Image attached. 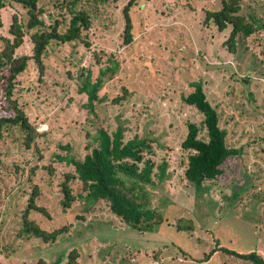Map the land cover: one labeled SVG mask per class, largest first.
Wrapping results in <instances>:
<instances>
[{
    "label": "rangeland",
    "instance_id": "1",
    "mask_svg": "<svg viewBox=\"0 0 264 264\" xmlns=\"http://www.w3.org/2000/svg\"><path fill=\"white\" fill-rule=\"evenodd\" d=\"M63 1L40 0L46 26L56 19L68 22ZM128 1L84 4L90 29L77 41H52L41 77L30 61L17 79L15 98L45 135L35 150L34 145L25 148L17 128L1 134L0 264H64L73 249L79 251V264H246L221 251L205 261L216 246L264 259V30L245 43L239 40L232 55L223 46L229 29L220 33L204 23L205 12L220 9L221 0H136L130 9L133 41L124 46L122 9ZM242 9L264 20V0H243ZM15 12L9 6L2 10L0 36H9ZM17 53L31 56L28 38ZM98 80L101 101L92 108L87 91ZM196 82L218 112L227 144L239 151L222 166V176L201 187L183 178L181 163L186 122L202 121L182 101ZM100 131L110 138L119 131L124 144L144 142L149 146L145 160L155 166L166 162L164 179L158 183L153 177L156 187L128 184L144 198L143 209L163 217L162 224L146 232L125 227L106 203L78 195V185L75 204L61 209L59 183L73 170L68 161L82 159L87 142L99 148ZM48 165L53 175L44 169ZM34 185L40 188L37 204L46 213L32 212L30 219L46 231L71 226L54 243L19 234ZM189 225L192 231L178 229ZM159 250L155 259L152 253Z\"/></svg>",
    "mask_w": 264,
    "mask_h": 264
},
{
    "label": "trees",
    "instance_id": "2",
    "mask_svg": "<svg viewBox=\"0 0 264 264\" xmlns=\"http://www.w3.org/2000/svg\"><path fill=\"white\" fill-rule=\"evenodd\" d=\"M93 1L96 0H64L60 8L67 11L68 22L65 23V19H56L46 26L43 19L45 11L39 5L40 0H0V29L3 26L2 10L6 6L17 10L11 16L9 36H0V137L4 129L17 128L23 134L25 148L29 149L34 145L36 150L37 139L45 133L38 132L37 127L29 121L23 107L15 98L17 79L26 71L30 61L38 68L39 76L43 75L45 69L43 57L47 46L52 41L65 44L81 39L82 33L91 27L89 11L84 8V4L88 5ZM104 1L99 0L102 3ZM135 5H137L136 0H129L122 9L124 46L130 45L133 41L130 9ZM242 8L243 0H221L220 9L205 12V24H212L220 33L229 29L223 46L232 55L237 52L239 40L242 39V43H245L247 38L264 30V20L260 23V19L252 13L244 14ZM63 25L64 29L61 30ZM25 38H28L32 44L31 56L17 53L24 44ZM88 76H86L87 79H89ZM241 81L245 82V80ZM101 82L98 80L97 84L90 86L87 91V103L92 108H95V103L101 101L97 96ZM191 88L192 92L182 101L186 106L194 108L202 116V121L199 124L186 122L187 132L181 143L183 153L181 163L184 167L183 178L190 185L201 187L205 182L216 181L222 176L224 174L222 166L237 156L239 151L227 144L226 131L219 125V114L215 106L207 100L202 84L192 83ZM102 132L100 131L102 140L99 148L87 142L84 146L87 152L83 158L80 160L71 158L68 161L73 166V170L64 173L59 183L61 209H71L78 195L84 193L86 201L106 203L109 213L125 227L146 232L152 226L162 224L163 217L157 212L151 213L143 209L141 203L144 198L137 197L135 190L128 184L133 181L137 184L156 187L153 185V180L156 178L155 180L160 183L164 179L166 162L163 160L155 166L150 159L145 160L143 152L149 146L144 145V142L132 140L124 144L119 131L113 138H110L106 132ZM57 160L63 161L64 158L58 156ZM44 169L49 175L55 173L51 165L45 166ZM156 169H158L157 174L154 173ZM75 185H78L80 189L78 195L75 194ZM39 193L40 188L34 185L21 215L19 234L41 240L43 243H54L59 236L66 234L71 226L65 224L46 231L35 220L30 219L32 212L46 213V210L37 204ZM178 229L192 231L193 226H178ZM218 251L235 257L242 263L264 264V259L256 253L239 254L219 249L218 246L206 254L204 260L208 261ZM159 252L160 250L152 253L155 259L159 256ZM79 256V251L76 249L69 251L64 264H79ZM37 264H44V262L40 260Z\"/></svg>",
    "mask_w": 264,
    "mask_h": 264
}]
</instances>
